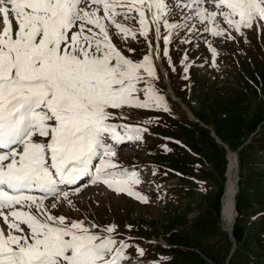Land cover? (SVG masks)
Returning <instances> with one entry per match:
<instances>
[{
    "label": "snow or ice",
    "instance_id": "1",
    "mask_svg": "<svg viewBox=\"0 0 264 264\" xmlns=\"http://www.w3.org/2000/svg\"><path fill=\"white\" fill-rule=\"evenodd\" d=\"M132 13L138 27L119 20L135 19ZM218 17L243 34L264 26V0H0V149L7 150L0 152V217L7 226L0 228V264H125L128 244L114 238L115 225L94 232V224L51 215L43 201L52 195L71 206L58 186L94 168L93 183L147 203L133 187L141 183L138 173L111 161L114 143L139 141L142 129L111 123V110L169 108L149 79L156 78L151 41L149 53L133 61L110 34L148 40L151 27L166 45L181 31L220 37L228 29ZM208 47L214 62L216 49Z\"/></svg>",
    "mask_w": 264,
    "mask_h": 264
},
{
    "label": "rangeland",
    "instance_id": "2",
    "mask_svg": "<svg viewBox=\"0 0 264 264\" xmlns=\"http://www.w3.org/2000/svg\"><path fill=\"white\" fill-rule=\"evenodd\" d=\"M218 18L221 19V28L228 29L223 18ZM126 26L130 24L127 23ZM133 27H138L137 17ZM254 29L257 30V35L263 33L262 46L258 38H249L247 55L250 59L248 61L247 58L240 57L243 69L237 83L223 79L229 74L221 75L218 69L208 75L202 72L203 77L196 71H191L192 55L180 44L185 40L184 36L180 42L172 37L167 45L160 39L157 51L154 49L152 30L149 31L148 40L143 37L133 40L129 37L124 42L110 34L113 43L122 52L131 54L129 49L140 45L141 54L135 57V61H140V58L149 53L151 41V56L154 57L153 52H158L159 60L168 74L169 86L200 121H194L196 118L192 113L195 119H189L179 104L174 103L173 106L169 101H166L168 112L155 108L131 107L129 110L126 106L125 113L113 114L111 120L118 122L122 116L132 120L129 118L131 115L135 122L151 131V134L142 136L141 140H133L135 152L132 154L124 151L123 156L127 158L121 155L119 161L133 165L148 163L152 167L151 179L156 185L157 194L168 197L177 207H166V212L162 203L153 206L148 199L147 203H142L137 198L129 200L121 193L120 196H115L114 189L102 182H92L95 175L93 168L90 178L86 180L87 189L72 192L79 193L81 198L76 199V195H70L71 206L67 202L54 200L56 207L48 206L50 214L54 210L53 216H56V211H62L71 220L83 221L86 226H98L91 229L95 232H103L106 226L115 225L114 238L127 242L126 252L133 259L132 263L138 260V264H226L232 244L221 224L215 201L226 180L227 155L223 145L213 138V129L232 151L243 143L239 162V195L236 198L239 228L235 229L240 242L236 244L230 264H264V152L259 146L264 136V27L263 30H259L257 26ZM213 38L211 33L201 32L196 35L199 44L206 47L210 61L213 55L208 44H211ZM245 42L248 43L247 40ZM165 48L167 56L164 55ZM156 70L159 75L149 79L159 94L167 98V84H164L163 75L157 67ZM205 76L210 81L209 87ZM169 91L173 95L170 88ZM140 98H144L143 94H140ZM201 123L208 125L209 129ZM248 139L249 142L245 144ZM116 145H113L115 154L111 161L123 169L122 165L114 161ZM120 147L124 148L125 145ZM96 161L95 165L98 166L99 159ZM175 182L181 188H174ZM73 203L78 208H74ZM167 237L171 238L167 240ZM148 238L149 247L154 252L147 248L145 256L139 259L140 256L136 255L137 248H143L139 240ZM165 242L179 244L180 247L166 249L172 254L165 250L158 253L157 249L163 248L157 246L166 247Z\"/></svg>",
    "mask_w": 264,
    "mask_h": 264
},
{
    "label": "bare ground",
    "instance_id": "3",
    "mask_svg": "<svg viewBox=\"0 0 264 264\" xmlns=\"http://www.w3.org/2000/svg\"><path fill=\"white\" fill-rule=\"evenodd\" d=\"M1 24H0V28H1ZM171 93V92H170ZM183 108L187 111L189 117L191 119H195L193 117V115L191 114V112L183 105ZM224 145L226 146V144L224 143ZM0 152H4V151H0ZM238 171V169H237ZM225 189L223 187L221 196L224 192V196H220V209H219V217H220V221L221 224L223 226V228L225 230H230L229 228L232 226L233 227V217L234 214V194H237V190H236V184H235V179H236V154L234 151L228 149L227 152V164H226V170H225ZM236 210V209H235Z\"/></svg>",
    "mask_w": 264,
    "mask_h": 264
}]
</instances>
